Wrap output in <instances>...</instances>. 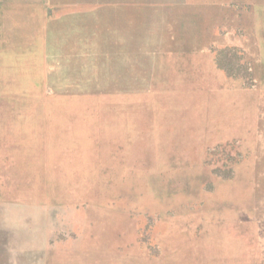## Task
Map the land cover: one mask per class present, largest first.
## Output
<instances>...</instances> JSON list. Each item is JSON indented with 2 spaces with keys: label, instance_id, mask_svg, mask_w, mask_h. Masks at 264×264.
I'll return each mask as SVG.
<instances>
[{
  "label": "rangeland",
  "instance_id": "obj_1",
  "mask_svg": "<svg viewBox=\"0 0 264 264\" xmlns=\"http://www.w3.org/2000/svg\"><path fill=\"white\" fill-rule=\"evenodd\" d=\"M0 264H264V0H0Z\"/></svg>",
  "mask_w": 264,
  "mask_h": 264
}]
</instances>
